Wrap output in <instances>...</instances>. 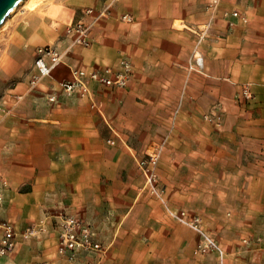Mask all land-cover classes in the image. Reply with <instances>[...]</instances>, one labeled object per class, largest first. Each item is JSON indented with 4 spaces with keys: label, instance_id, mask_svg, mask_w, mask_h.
Listing matches in <instances>:
<instances>
[{
    "label": "rangeland",
    "instance_id": "rangeland-1",
    "mask_svg": "<svg viewBox=\"0 0 264 264\" xmlns=\"http://www.w3.org/2000/svg\"><path fill=\"white\" fill-rule=\"evenodd\" d=\"M109 2L44 0L32 15L17 12L0 31V179L6 183L0 186V240L2 226L16 233L13 250L0 264H99L105 260L111 264H264V55L245 56L240 36L239 41L226 40L230 31L248 25L246 17L245 22L229 20L231 13L243 15L235 0H220L212 14L208 0H189L191 6L180 7L182 28L174 22L151 26L157 36L149 45L159 52L142 60L137 71L126 56L118 59L129 62L133 82L130 77L124 88L101 89L92 83L84 97L67 95L58 83L69 80L73 70L115 72L119 68V62L112 67L89 59L98 29L103 26L110 39L123 38L134 33L138 17L145 13L140 6L116 0L99 17ZM86 10L96 16L89 45L73 44L77 35L67 28L77 22L87 25ZM160 12L170 15L172 9ZM124 14L132 18L131 23L121 20ZM46 45H56L62 61L51 76L30 88L35 52ZM190 81L195 89L184 98ZM130 87L135 103L126 112L133 116L129 124L123 123L121 135L113 130V100ZM37 101V107L50 109L73 105L75 114H87L92 131L104 125L100 121L109 120L111 126L105 124L109 131L96 133L92 144L97 145L95 154L116 159V171L122 174L115 176L106 168L102 170L106 182L89 186L97 196H109L104 216H99L93 196L90 204L87 200L72 203L79 209L81 203L89 214L59 210L40 218L44 223L15 204L7 210L2 205L10 189L4 170L21 149L15 143L21 131L36 128L37 122L27 120V114ZM108 139L115 140V145H107ZM161 143L157 195L146 186L136 162ZM239 163L246 168H238ZM245 174L258 177L254 182L243 179ZM110 196L113 207L108 208ZM179 213L188 221L198 218L204 236L172 215ZM69 220L76 223L70 231L73 239L60 252ZM39 223L42 232L25 233Z\"/></svg>",
    "mask_w": 264,
    "mask_h": 264
},
{
    "label": "crops",
    "instance_id": "crops-1",
    "mask_svg": "<svg viewBox=\"0 0 264 264\" xmlns=\"http://www.w3.org/2000/svg\"><path fill=\"white\" fill-rule=\"evenodd\" d=\"M73 2L78 3L79 0H73ZM126 3L127 6L130 4L134 8L137 5L145 10L143 17H138L134 33L126 34L123 38L116 36L110 39L109 34L102 32L104 31L103 26L100 27L95 33V44L88 57L95 62H101L103 66L111 65L113 67L118 65V59L121 56H126L132 67L137 71L139 64L143 63L142 60L149 59L148 55L159 52L157 47L149 45V41L156 39L157 36L151 26L162 25L164 27L175 21H181L180 7L182 9L191 5L188 4L189 0H126ZM235 3L243 14L242 16L246 17L248 25L230 31L226 40L237 41L241 37L245 41L241 46L245 56H263L264 0H235ZM169 8L172 9L170 15H164L160 12V10H168ZM150 11H152V14L148 15ZM154 12L156 13L154 14ZM228 18L232 22L235 20L231 16ZM231 38L236 39L231 40ZM55 48L57 49V46ZM33 63L34 60L30 66L31 76L35 73ZM261 65L260 63L259 71ZM221 71L224 72L225 69L221 68ZM133 79L131 77L130 81L133 82ZM94 86L99 89L103 88V86ZM207 88L211 90L212 87L207 86ZM194 89L193 81L185 84L184 98H188L186 95L191 96ZM98 91L99 100H103L104 98L100 95L101 90ZM133 92L134 90L131 88L127 92L118 95L117 98L113 97V106L116 108L113 115V130L121 135L123 134V123L129 124L131 121L132 114L129 115L126 111L128 106L134 107ZM37 97H39L38 94L35 98ZM94 97L93 102L96 103L98 98L96 95ZM38 105L40 103L37 101L30 113L27 114V120L37 122L36 128L21 131V134H19L21 138H16L15 143L20 144L22 150L20 149L14 153L12 165L8 164L6 166L7 170H4L10 189L5 191L2 205L7 210L15 204L21 211L28 212L37 220L46 215H53L59 210L69 213L76 212L79 215L89 214L86 211L84 212L82 204L84 200H87L90 204L91 196H93V200L95 198L94 202H98L99 216H104L102 212L105 208L107 209L104 201L109 196L103 197L100 194L97 196L94 193L95 188H93V192L89 189V186L106 182L102 175V170L106 168L113 170L111 173L115 176L120 177L122 174L116 171V169H119L117 160L111 158L108 154H105V157L100 153L95 154L97 145L92 144L96 133L109 131L108 128L111 126L108 123L109 120H106L109 124L108 127L105 125L107 124L105 121H100L99 123L104 125L98 124L97 129L92 131V124H87V114H75L73 105L62 104L58 108L51 109L37 107ZM15 137H18V135ZM110 140L108 139L107 142ZM111 141H113V145L109 146H114L115 140ZM104 159L106 162H104ZM238 168L245 169L246 166L239 163ZM257 177L256 175L247 176L245 174L243 179H251L255 182ZM76 201L82 203L77 206L80 209L73 206L72 203ZM109 201L111 202L108 208L113 207V196H110ZM81 206L83 209H81ZM109 211L113 213V209H109ZM43 220L40 219L39 222L44 223ZM47 234L50 233L48 232L45 235ZM111 248H113V242ZM58 264L72 263L59 262ZM99 264H111V261L105 260L99 262Z\"/></svg>",
    "mask_w": 264,
    "mask_h": 264
},
{
    "label": "built area",
    "instance_id": "built-area-1",
    "mask_svg": "<svg viewBox=\"0 0 264 264\" xmlns=\"http://www.w3.org/2000/svg\"><path fill=\"white\" fill-rule=\"evenodd\" d=\"M116 0H110L109 4L106 5L104 10L99 13V17L105 16L108 12V9L111 7L112 3ZM220 0H208L207 9L211 12H214L216 7L218 6ZM84 16L87 17L88 24L84 25L81 22H77L75 25H69L67 28L68 33H75L77 36L73 41V44L88 46V36L91 26L93 25L94 13L92 10H86L84 12ZM227 16V14H225ZM231 17L237 18L243 22H245V18L239 15L237 12L231 13ZM121 20L126 23H131L132 18L124 14L121 16ZM212 21V15L209 19V22ZM63 55L57 51V49L52 45H46L37 48L35 52L34 59V70L35 73L29 79L30 88H34L41 79L45 77H49L51 73L56 69L57 66L61 63ZM190 70H194L192 66H190ZM131 77V66L127 60H121L119 62V68L117 71H112L110 69H105L100 72H87L84 70H73L71 72V78L69 80H63L58 83V87L60 90L65 92L67 95L72 93H78L80 97H84L87 93L88 86L90 84H97L103 87H113V88H124L129 79ZM247 94V92H245ZM18 99H22V96H18ZM54 101V98H50V102ZM109 145H113V141L107 142ZM163 148V143L159 145H155V147L146 154V158L138 160L136 162L137 168L144 175L146 186L151 190L152 193L158 195V190L156 187L157 184V175H156V166L159 158V154ZM0 185L2 187H6V183L4 180L0 179ZM174 218L179 220L180 222L189 225L192 229H194L201 236H204L203 230L200 227V220L195 218L193 220L188 221L185 218L184 213L172 214ZM75 221L69 220L65 222L66 232L61 235V242L59 251L62 252L66 246H69L70 241L72 242L73 235L70 231H72L75 227ZM3 234L0 240V259L5 255L9 254L14 247V237L16 233L9 226H2ZM43 227L42 223L36 224L33 228L27 229L25 233L29 236H34L38 232H42ZM70 247V246H69ZM203 247V244L199 246ZM207 247V245H206Z\"/></svg>",
    "mask_w": 264,
    "mask_h": 264
},
{
    "label": "bare ground",
    "instance_id": "bare-ground-1",
    "mask_svg": "<svg viewBox=\"0 0 264 264\" xmlns=\"http://www.w3.org/2000/svg\"><path fill=\"white\" fill-rule=\"evenodd\" d=\"M43 1L44 0H24L22 4L15 10V12L10 17L14 16L17 12L21 10H26L27 12L30 13V15H32L35 11L38 10V8L40 7ZM10 17L0 26V31L7 25ZM174 26L179 29L182 28V25L178 21L174 22ZM197 59H198V63L201 64L202 61L201 57L197 55Z\"/></svg>",
    "mask_w": 264,
    "mask_h": 264
},
{
    "label": "water",
    "instance_id": "water-1",
    "mask_svg": "<svg viewBox=\"0 0 264 264\" xmlns=\"http://www.w3.org/2000/svg\"><path fill=\"white\" fill-rule=\"evenodd\" d=\"M24 0H0V26L15 12Z\"/></svg>",
    "mask_w": 264,
    "mask_h": 264
}]
</instances>
